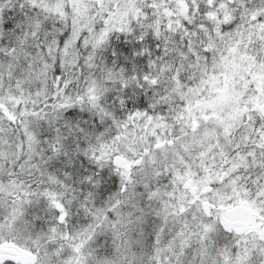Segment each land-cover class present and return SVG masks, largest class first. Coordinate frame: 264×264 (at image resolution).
<instances>
[{
	"label": "snow or ice",
	"instance_id": "6c2138e0",
	"mask_svg": "<svg viewBox=\"0 0 264 264\" xmlns=\"http://www.w3.org/2000/svg\"><path fill=\"white\" fill-rule=\"evenodd\" d=\"M0 264H264V0H0Z\"/></svg>",
	"mask_w": 264,
	"mask_h": 264
}]
</instances>
